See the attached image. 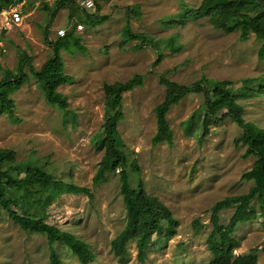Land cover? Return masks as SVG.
<instances>
[{
	"label": "rangeland",
	"instance_id": "obj_1",
	"mask_svg": "<svg viewBox=\"0 0 264 264\" xmlns=\"http://www.w3.org/2000/svg\"><path fill=\"white\" fill-rule=\"evenodd\" d=\"M12 1L21 21L4 30L0 17V81L16 71L23 54L35 70L52 59V50L43 42L45 33L51 42L59 39L58 30L72 36L59 50L69 81L57 92L67 109L48 105L30 75L9 93L13 118L0 108V150L15 153V162L5 164L3 171L24 181L25 168H34L54 180L13 190L4 182L11 209L84 242L93 257L88 264H118L110 244L123 229L126 212L118 171H110L102 161L100 143L111 103L104 86L117 87L137 77L140 86L122 95L123 118L117 125L129 164L139 168L138 175L128 169L130 184L135 187L141 181L178 225L164 224V234L154 237L144 263L136 260L130 242L127 264H209L211 208L248 192L252 182L241 176L255 158H243L242 131L229 118L209 125L202 137L201 94L176 99L166 116L172 142L153 146L154 109L164 99L159 79L183 86L202 79L230 82L234 99L224 112L241 108L245 122L264 129V83L261 88L259 82L242 84L264 80V60L257 56L261 42L252 34L240 41L238 31L227 34L216 28L218 2L204 10L205 0H93L92 9L78 6L71 12L55 10L62 0ZM256 5L249 3V9ZM0 7V12L5 9L4 0ZM86 16L95 17L91 24L83 23ZM127 26L140 39L128 38ZM61 185L87 189L90 195L65 193ZM248 211L251 217L233 234L239 242L234 254L256 249L257 264H264V205L252 202ZM233 212L220 211L219 224L226 225ZM195 221L199 230L193 227ZM54 249L61 264H80L65 246L56 244ZM0 264H49L46 238L19 229L1 206Z\"/></svg>",
	"mask_w": 264,
	"mask_h": 264
},
{
	"label": "trees",
	"instance_id": "obj_2",
	"mask_svg": "<svg viewBox=\"0 0 264 264\" xmlns=\"http://www.w3.org/2000/svg\"><path fill=\"white\" fill-rule=\"evenodd\" d=\"M214 2L219 3L215 7L213 17L215 27L227 34L238 31L240 41H246L252 34L256 40L261 42L257 56L260 60H264V0H205L202 8L206 10L208 5ZM13 3L12 0H4V10L12 8ZM249 3L257 5L250 10ZM78 5L79 0H62L55 10L69 9L72 12L78 8ZM94 18L86 16L83 23L91 24ZM126 34L130 39H140L139 36L131 34L128 26ZM71 36L72 34L67 33L63 38L51 42L45 33L43 42L52 50V59L47 61L39 70H35L31 66L28 56L23 54L16 71L9 72L5 79L0 81V108L6 112L9 118H13L15 109L9 93L19 89L28 80L29 75L36 82L48 105L57 107L62 111L67 109L66 100L57 92L60 86L69 81L68 77L64 75L59 50ZM263 81L247 79L242 81V84L247 86L259 82L261 88ZM140 84L139 78L136 77V79L117 87L104 86V91L111 103L105 114L100 143L103 150L102 161L110 171H118L119 193L126 212L125 225L110 244L118 264L129 262L127 246L130 242L135 245L136 260L139 263H144L149 249L154 245V237L164 234V224L171 228H176L178 225L168 208L156 197L146 193L141 181H138L135 187L130 184L128 169L130 168L134 174L138 175L139 168L135 162L129 164L123 151V142L117 131V125L123 118L121 112L122 95L134 87L140 86ZM159 84L164 88V99L154 109L156 133L151 141L153 146L163 142L171 144L172 133L166 116L176 99L182 96L201 94L203 97L201 108L202 137L208 134L209 125L219 123L225 118L231 119L242 131L240 142L245 147L243 158L251 156L255 158V161L249 171L242 174L241 178L251 181L252 187L244 195L228 197L213 205L210 211L212 230L208 236L206 247L210 254L209 264H257L256 249L243 255L234 254V251L239 247V242L233 238V234L240 223L246 222L251 217L252 214L248 211V206L252 202L256 201L258 204L264 205V129L245 122L241 108L224 112L228 102L234 99L232 93L228 91V87L231 86L230 82L217 83L202 79L190 86H183L161 77ZM14 162V152L0 150V206L2 209L13 216L15 224L22 231L46 238L49 249V264H61L54 249L56 244L68 248L76 255L80 264L91 262L92 254L84 242L69 233L44 223L42 219H36L33 215H19L11 209V202L6 198L3 191L4 182L6 188L13 190L22 188L24 185H50L54 181L51 176L28 167L25 168L28 177L24 181L8 176L3 171V167L5 164ZM61 186L65 193L90 195L87 189L72 185ZM230 208H234L233 214L226 225H220L219 212ZM193 227L199 230L201 226L195 221Z\"/></svg>",
	"mask_w": 264,
	"mask_h": 264
},
{
	"label": "built area",
	"instance_id": "obj_3",
	"mask_svg": "<svg viewBox=\"0 0 264 264\" xmlns=\"http://www.w3.org/2000/svg\"><path fill=\"white\" fill-rule=\"evenodd\" d=\"M80 8H83L85 10H90L94 7V1L93 0H79V5ZM19 12V7L14 6L8 10H2L0 12V17L2 19V25L1 29L8 30L12 26H16L20 23L21 21V16ZM78 30H81L82 27L78 26ZM57 35L59 38H63L66 35L65 30H58Z\"/></svg>",
	"mask_w": 264,
	"mask_h": 264
}]
</instances>
